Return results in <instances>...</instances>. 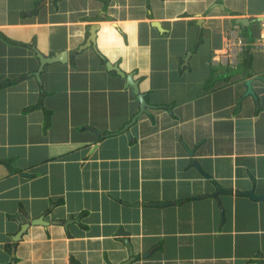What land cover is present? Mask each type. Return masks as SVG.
Masks as SVG:
<instances>
[{"label": "crops", "instance_id": "1", "mask_svg": "<svg viewBox=\"0 0 264 264\" xmlns=\"http://www.w3.org/2000/svg\"><path fill=\"white\" fill-rule=\"evenodd\" d=\"M263 25L264 0H0V264H264Z\"/></svg>", "mask_w": 264, "mask_h": 264}, {"label": "water", "instance_id": "2", "mask_svg": "<svg viewBox=\"0 0 264 264\" xmlns=\"http://www.w3.org/2000/svg\"><path fill=\"white\" fill-rule=\"evenodd\" d=\"M237 21H238V22H242V23H246V22H248V19H247V18H238ZM153 23H156V24H154V25H157V26L160 27V25H159L157 22H153ZM92 32H93V31H92ZM93 35H94V36H92V39L90 38V40L88 41V44H87V45H89L92 41H94V39H95V32H93ZM39 56H40V58H41V66H40V70H42L43 67H44V65H45L46 63H48V62H53V61H56V60H57V61L61 60V55H59V54H57V55L54 56V57H46V58L43 57L42 54H39ZM113 67H114V69H117V70H118V67H117V66H113ZM121 74H123V72H121ZM130 77H131V76L128 75V81H129V83L133 86L134 92L137 94L138 99H139L140 102H141V110H140L141 112H140V113H142V112L146 111L145 107L147 106V102L145 101L143 95L140 93V90H139V87H138L137 83H136L135 81H133L132 78H130ZM250 83H251V79H249V80L246 81V84H247V86H248V90H247V91L253 93V90H252V87H251ZM135 119H136V118H135ZM248 194L254 196V194H251V193H248ZM261 198L264 199V196H262ZM37 219H38V218H37ZM41 219L43 220V218H41ZM41 219H38V220L35 219V220H33V222H30V223L34 224V223L42 222ZM29 225H30L29 223H28V224H22V226H21V232H19L17 236L21 237V234H22L23 232H25V228L28 227ZM15 240H16V239H15ZM126 243H127V245L130 246L129 242H126ZM127 263H128V262H125L124 264H127Z\"/></svg>", "mask_w": 264, "mask_h": 264}, {"label": "rangeland", "instance_id": "3", "mask_svg": "<svg viewBox=\"0 0 264 264\" xmlns=\"http://www.w3.org/2000/svg\"><path fill=\"white\" fill-rule=\"evenodd\" d=\"M229 36H231V30H229V32H228V37H229ZM230 39H231V38H230ZM230 39H229V40H230ZM229 40H228V41H229ZM228 41H227V42H228ZM202 53H203V52H202Z\"/></svg>", "mask_w": 264, "mask_h": 264}, {"label": "flooded vegetation", "instance_id": "4", "mask_svg": "<svg viewBox=\"0 0 264 264\" xmlns=\"http://www.w3.org/2000/svg\"><path fill=\"white\" fill-rule=\"evenodd\" d=\"M240 44H241V46H243V41Z\"/></svg>", "mask_w": 264, "mask_h": 264}, {"label": "bare ground", "instance_id": "5", "mask_svg": "<svg viewBox=\"0 0 264 264\" xmlns=\"http://www.w3.org/2000/svg\"><path fill=\"white\" fill-rule=\"evenodd\" d=\"M264 26V25H263ZM257 37H259V36H257ZM255 39V38H254ZM257 39V38H256ZM264 41V40H263ZM258 42V41H257ZM253 45V44H252Z\"/></svg>", "mask_w": 264, "mask_h": 264}, {"label": "built area", "instance_id": "6", "mask_svg": "<svg viewBox=\"0 0 264 264\" xmlns=\"http://www.w3.org/2000/svg\"><path fill=\"white\" fill-rule=\"evenodd\" d=\"M242 41L240 40V43H241Z\"/></svg>", "mask_w": 264, "mask_h": 264}, {"label": "trees", "instance_id": "7", "mask_svg": "<svg viewBox=\"0 0 264 264\" xmlns=\"http://www.w3.org/2000/svg\"><path fill=\"white\" fill-rule=\"evenodd\" d=\"M105 3H107V1Z\"/></svg>", "mask_w": 264, "mask_h": 264}]
</instances>
